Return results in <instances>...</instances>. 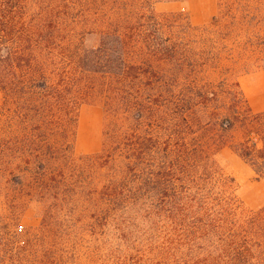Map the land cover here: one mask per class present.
Segmentation results:
<instances>
[{"label": "rangeland", "instance_id": "1", "mask_svg": "<svg viewBox=\"0 0 264 264\" xmlns=\"http://www.w3.org/2000/svg\"><path fill=\"white\" fill-rule=\"evenodd\" d=\"M155 11L168 18L159 19L163 51L147 52L139 43L137 62L144 66L137 76H119V53L113 76L102 63L97 69L84 65L97 73L81 70L75 53L98 49L99 28L79 27L73 15L68 25L55 19L63 38L49 56L59 68L54 81L63 82V99L45 93L9 97L0 90L3 231L30 238L50 216L59 239L74 238L72 230L87 222L107 171L88 157L101 156L109 132L119 126L117 116L129 123L123 118L130 105L136 107L130 113L138 141L153 151L152 169L170 170L177 153L178 175H186L188 160L200 165V126L233 120L226 144L216 151L213 146V160L233 178L244 209L264 206V180L232 148L245 139L259 143L264 131V0H177L158 3Z\"/></svg>", "mask_w": 264, "mask_h": 264}, {"label": "trees", "instance_id": "2", "mask_svg": "<svg viewBox=\"0 0 264 264\" xmlns=\"http://www.w3.org/2000/svg\"><path fill=\"white\" fill-rule=\"evenodd\" d=\"M173 1L0 0V90L9 97L45 93L63 99V82L54 81L59 68L49 56L63 38L55 19L68 25L73 15L79 27L99 28L98 49L75 53L81 70L97 73L102 63L113 76L119 53V76H137L144 66L137 62L139 43L147 52L163 51L159 19L168 18L160 17L155 5ZM88 64L96 69L84 68ZM135 108L130 105L123 118L129 123L115 118L119 126L109 132L101 156L88 157L107 171L87 222L72 230L74 238L59 239L50 216L30 238L0 227V264H264V206L244 209L233 178L213 160V146L216 151L226 144L224 134L234 121L201 125L200 165L188 160L186 175H178L177 153L170 170L152 169L153 151L138 141L132 122ZM149 136L141 138L152 142ZM258 137L259 143L245 139L232 148L264 180V131ZM80 231L92 237L84 239Z\"/></svg>", "mask_w": 264, "mask_h": 264}]
</instances>
